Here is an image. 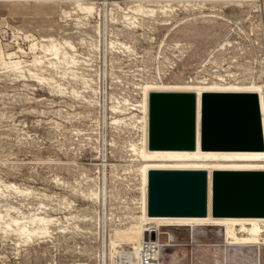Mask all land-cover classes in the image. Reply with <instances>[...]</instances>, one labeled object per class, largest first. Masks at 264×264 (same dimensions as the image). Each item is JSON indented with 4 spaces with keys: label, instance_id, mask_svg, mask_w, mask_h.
<instances>
[{
    "label": "rangeland",
    "instance_id": "1",
    "mask_svg": "<svg viewBox=\"0 0 264 264\" xmlns=\"http://www.w3.org/2000/svg\"><path fill=\"white\" fill-rule=\"evenodd\" d=\"M85 1L0 0V264H128L143 85L264 70V0ZM157 236L171 241L159 264H264V247L229 246L219 227Z\"/></svg>",
    "mask_w": 264,
    "mask_h": 264
},
{
    "label": "water",
    "instance_id": "2",
    "mask_svg": "<svg viewBox=\"0 0 264 264\" xmlns=\"http://www.w3.org/2000/svg\"><path fill=\"white\" fill-rule=\"evenodd\" d=\"M202 151H261L264 148L255 93H203L200 104ZM196 146V95H148V149L192 151ZM204 171H148L150 217H201L207 212ZM213 217H264V171H213Z\"/></svg>",
    "mask_w": 264,
    "mask_h": 264
},
{
    "label": "bare ground",
    "instance_id": "3",
    "mask_svg": "<svg viewBox=\"0 0 264 264\" xmlns=\"http://www.w3.org/2000/svg\"><path fill=\"white\" fill-rule=\"evenodd\" d=\"M11 1L18 2L23 0H11ZM27 1H50V0H27ZM72 1L76 4V6L79 9H84V11L89 10V12L93 10V8L83 7V4L81 2L85 0H72ZM88 1L94 2L98 0H87V2ZM68 46L71 49H74L69 44ZM35 48H36L35 44L32 43L30 50L33 51ZM59 52L60 51L58 50V48L54 46L55 57L58 56ZM13 56H16L14 52L7 55L9 59L13 58ZM62 57H64V55ZM70 58L73 59L72 57ZM0 62L1 63L4 62L2 61V58ZM32 62L34 63V61ZM19 63L17 61L13 65L17 66ZM7 66H9V64ZM259 72L260 73L258 75L256 74L257 78L261 77L264 74V70H261ZM256 77L251 76V80L248 82H237L236 79L232 80L233 81L232 82V81H227L221 75L216 76V81L219 84L231 83L233 85H217V84L166 85L163 83H159L158 85L156 84L143 85L141 91L142 97H141L140 105L138 106H140L141 112L143 114L142 132L144 136L141 147L133 148V153L134 152L137 153L142 160V164L140 166L141 167L140 173H139L141 175V184H142L141 186L142 202H141V210H140L141 214L138 217L137 225H135V229L137 230L140 236L141 242L137 243L136 248L134 247V252L124 255L128 264H137L136 258H137L139 246L145 240H152L151 238L150 239L148 238V235L151 234L152 236L153 233H157V231L159 232L161 228L163 229L170 227H183L193 231V229H198V228L203 229V228L219 227L221 228L222 236L225 240V244L229 246L231 245L245 246V247L255 246V248H257L258 251L260 250L261 247H264V217L263 218L260 217L233 218V217H213L211 215L212 172L213 171H264V148L261 151H202L200 148V108H201L200 104H201V95L203 93H255L258 96V101H259L262 135H263V143H264V85H262L259 81H257ZM192 81L193 80H191L190 82ZM200 81H207V80L203 79ZM208 82L213 83V81H208ZM151 92H192L196 95V146L194 150L151 151L148 149V95ZM150 170L206 172L207 185H208L206 215L201 217H150L147 213V185H148V171ZM149 224H153V226L147 227V225ZM236 227L240 228L239 232L237 231ZM19 230L24 234L28 233L26 227H21ZM160 234H167V233L163 232ZM154 240L159 241V237L157 236L156 239ZM170 242L165 243L164 247L170 246ZM222 248L224 249L225 247L222 246ZM257 256L258 257L256 264H260V252L257 253ZM160 258L158 259V262H156L155 264H159ZM134 261L136 263H134Z\"/></svg>",
    "mask_w": 264,
    "mask_h": 264
},
{
    "label": "built area",
    "instance_id": "4",
    "mask_svg": "<svg viewBox=\"0 0 264 264\" xmlns=\"http://www.w3.org/2000/svg\"><path fill=\"white\" fill-rule=\"evenodd\" d=\"M163 249V243L158 240L143 241L138 249L137 264H155L158 262Z\"/></svg>",
    "mask_w": 264,
    "mask_h": 264
}]
</instances>
